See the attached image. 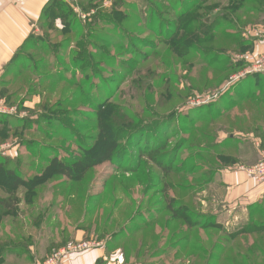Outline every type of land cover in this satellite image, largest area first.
<instances>
[{
  "label": "rangeland",
  "instance_id": "rangeland-1",
  "mask_svg": "<svg viewBox=\"0 0 264 264\" xmlns=\"http://www.w3.org/2000/svg\"><path fill=\"white\" fill-rule=\"evenodd\" d=\"M192 1L78 0L72 6L54 0L0 73V104L13 110L1 118L35 124L31 132L0 138L5 168L30 179L56 156L72 164L71 157L84 155L80 148L93 144L98 114L109 104L119 146L112 162L94 167L81 183L54 176L37 188L30 206L25 191L18 192V217L0 232L12 238L6 245L15 252L4 264H42L65 249L63 264L102 241L108 254L122 250L124 264H264V248L247 255L255 238L235 234L250 223L228 230L222 204L211 205L224 198L219 171L237 163L253 171L264 163L256 143L237 135H264V75L240 77L248 54L264 55L256 51L264 45V0L204 2L198 17L211 33L192 27L176 44L175 17ZM86 48L92 62L82 54ZM76 84H84V96H73ZM60 97L72 99L59 105ZM236 101L238 107L229 105ZM162 158L169 174L153 161ZM173 199L174 209L188 206L179 216L198 228L172 219ZM255 219L263 222L264 215ZM187 241L200 256L181 251ZM80 245L82 251L73 250Z\"/></svg>",
  "mask_w": 264,
  "mask_h": 264
},
{
  "label": "trees",
  "instance_id": "trees-1",
  "mask_svg": "<svg viewBox=\"0 0 264 264\" xmlns=\"http://www.w3.org/2000/svg\"><path fill=\"white\" fill-rule=\"evenodd\" d=\"M53 1L51 0L50 5L47 7V10L45 11V14H43V18L45 15L48 16L50 8L53 6ZM208 0H197V1H192L190 3L191 6H187V8L183 5L181 8V11L177 15L176 19V27H175V32L174 34H171V40L174 42L176 39L180 38V32L185 30L189 34L192 32H189L190 28L194 27L195 29H200V31L203 34H210L211 30L209 27H207L205 24L201 23L202 21L199 20L198 14L201 11V4L204 2L206 3ZM58 18V16H56ZM62 19L63 17H59ZM196 26V27H195ZM181 27H183L181 29ZM213 31V29H212ZM184 32V31H183ZM182 37H184L182 35ZM28 42V41H27ZM26 42V43H27ZM25 43V44H26ZM177 44L178 42L175 41ZM180 44H183L182 42ZM25 46V45H24ZM23 46V47H24ZM87 53V58L90 59V62H92V58L94 57V53H91L87 48L86 51H83L82 54ZM94 72V71H93ZM95 74V73H93ZM53 86V84H52ZM50 86V87H52ZM77 88V91L74 92L73 96H84L85 89H84V84H79L75 86ZM254 97V95H249ZM72 97H69L67 99H64V97H60L58 99L59 105H62L63 103L67 104L71 101ZM241 101H236L235 103H229L231 106H237L240 105ZM104 111H100L98 114V125H97V134L95 135L94 142L91 145V147H88L87 149L80 148L83 152L84 155L82 156H76V157H71L73 158V163L72 164H67L63 160H59L58 157H54L50 160H48V165L44 167V169L41 172L36 173L35 177L30 178V179H25L21 175H19L16 171L13 169H7L4 167L3 164L0 163V191L4 192L7 197L5 198H0V232L4 230V221L7 218H13L16 219L18 217L19 213V196L18 192L23 189L25 191V203L27 205H32L34 204L33 199L35 195L38 193L37 188L45 185L50 179H52L54 176L60 175L70 182L73 183H81L85 179L86 175L90 170H92L94 167L98 165H102L106 162H112L116 157V152L119 149L118 143H117V135L114 132V128L112 127V123H110L109 118H110V109L111 105H107V108L103 106ZM220 111L218 110L216 114H219ZM203 115H200L198 119L195 118V120H199V118H203ZM7 120L1 118L0 116V138L8 133V135L13 132L15 135V132H31L34 130V123H23V120H18L16 121L13 125H10V117H6ZM66 121V120H65ZM64 121V122H65ZM191 120L189 124H193L196 122ZM68 122V121H66ZM13 126V127H12ZM17 135V134H16ZM9 136H7L8 139ZM263 140V139H262ZM202 148V146H201ZM30 150V149H29ZM174 160H176V157L174 156ZM173 160V162H174ZM156 164L157 167L165 169L164 166V159L153 160ZM172 162V163H173ZM166 174H169L170 171H172V167L169 169H165ZM188 177L190 175L188 174ZM194 188V187H192ZM176 199H173L170 201L168 205V210L172 212V219L173 220H183L185 225L190 224L191 227L194 229L198 228L199 226L196 224L194 221L191 222V219L188 216H179L180 213L186 208H188L187 205H182L179 206L177 209H174V206L177 205L176 202L174 201ZM187 214V213H185ZM263 214H257V217H262ZM258 219H256L257 221ZM217 227V226H216ZM203 229V228H202ZM2 234V233H1ZM236 235H243L245 238V241H248L246 238L247 237H254L255 240L253 241V244L250 245L247 248V255L248 256H254L253 250L256 249L255 247L258 246L264 248V221L259 222H250V225L241 231H238L235 233ZM12 238L9 237V234H7L5 237L0 235V264H4L6 257L9 255L15 254V252H11V247L7 246L6 243L11 242L12 243ZM232 239H236L235 237L232 236ZM261 240V241H259ZM256 241V242H255ZM259 241V242H258ZM5 242V244H3ZM258 242V243H257ZM192 248H189V241H187L184 246L182 247L183 249L181 251H186L188 252V256H193L197 255V253H193L195 251V248L197 245L193 243ZM228 245V244H225ZM248 245V244H247ZM218 246L215 245L214 249H216ZM238 248V247H237ZM257 248V249H258ZM229 249V248H228ZM225 249V250H228ZM178 253V251H177ZM183 253V252H182ZM213 253L209 254V259L213 257ZM186 256V257H188ZM236 257H241V253L238 252L236 254ZM252 257H250L252 259ZM245 261H247V258H244ZM251 262V261H250ZM256 263V260H255ZM259 264H263V262L259 261Z\"/></svg>",
  "mask_w": 264,
  "mask_h": 264
},
{
  "label": "crops",
  "instance_id": "crops-1",
  "mask_svg": "<svg viewBox=\"0 0 264 264\" xmlns=\"http://www.w3.org/2000/svg\"><path fill=\"white\" fill-rule=\"evenodd\" d=\"M50 3L51 0H0V73L13 63L18 52L33 34L36 25L43 20V14ZM256 51L264 53V45H258ZM245 94L258 96V92L255 91ZM259 126L263 130L264 124ZM237 135H244L248 137L247 141L255 142L257 145V156H255L259 162L263 160L264 148H260L261 142L264 141L263 133H237ZM230 138H233V135ZM218 139L221 143L225 142L226 134L220 131ZM8 153L10 158L16 156V150ZM255 165L256 162L246 164L245 168H252ZM237 166L238 163L219 171L216 182L222 186L224 198L221 202L211 203L215 208L218 204H222L224 225L228 230L256 221L257 214L264 215V180L258 175L251 174L250 170L237 169ZM7 220L11 218H7L4 224H7L5 223ZM105 243L102 241L95 248L82 255L71 257L63 264H124L122 250L114 249L108 254ZM10 256H7L6 260Z\"/></svg>",
  "mask_w": 264,
  "mask_h": 264
},
{
  "label": "built area",
  "instance_id": "built-area-1",
  "mask_svg": "<svg viewBox=\"0 0 264 264\" xmlns=\"http://www.w3.org/2000/svg\"><path fill=\"white\" fill-rule=\"evenodd\" d=\"M66 1L68 4L74 6L73 4L76 3L78 0H63ZM76 11V9H75ZM246 64L248 65V69L242 73V75L240 77H246V76H251V75H264V55H250L248 54L246 56ZM4 105V104H3ZM13 112V110H6L4 109L1 104H0V113H4V114H11ZM251 174L254 175H258L261 177V179L264 180V163L259 164L258 167L253 170L250 171ZM70 249V248H69ZM74 251L79 250L82 251L83 250V245H80L79 247H75L73 248ZM69 251H66L65 249L58 251V252H54L46 261H44V263L42 264H59V261L61 259V256L68 254Z\"/></svg>",
  "mask_w": 264,
  "mask_h": 264
}]
</instances>
